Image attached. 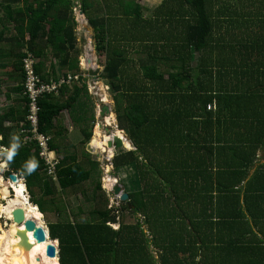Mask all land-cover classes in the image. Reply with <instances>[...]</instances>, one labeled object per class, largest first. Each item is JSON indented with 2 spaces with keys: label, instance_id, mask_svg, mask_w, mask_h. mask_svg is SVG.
Returning <instances> with one entry per match:
<instances>
[{
  "label": "trees",
  "instance_id": "obj_1",
  "mask_svg": "<svg viewBox=\"0 0 264 264\" xmlns=\"http://www.w3.org/2000/svg\"><path fill=\"white\" fill-rule=\"evenodd\" d=\"M75 1L94 31L95 50L104 55L100 77L111 93L120 129L111 135L125 134L123 141L129 140L133 147L124 149L116 138L114 146L120 149L111 159L116 175L122 169L128 173L122 182L127 199L108 206L98 180L90 192L79 190L83 204H92L84 218L82 206L70 219L61 208L63 202L55 200L57 187L82 185L98 166L88 154L84 159L75 152L60 154L54 140L62 134L55 122L59 113L68 109L74 116L73 110L82 104L90 106V112L85 109L88 123L81 129L80 143L90 140L94 105L86 94L87 101L77 100L83 85H63L60 97L46 94L38 99V131L50 136L49 146L61 155L55 170L57 185L46 174L34 142L23 144L19 134L9 140L13 127L4 122L11 118L10 111L0 113L5 174L22 177L29 201L41 213L48 207L58 216L47 227L49 237L58 240L59 264H264V178L256 185L249 180L241 188L243 169L234 165L225 170L222 160L217 170L213 166L206 170L205 139L188 140L204 130L202 122L207 119L215 124L216 133L215 141L212 136L209 140V158L212 152L230 149V144L240 145L239 140L231 141L230 127L237 134L234 126L258 134L250 140L253 148L264 142V0H172L179 3L175 11L161 8L148 20H143L137 0H116L113 9L106 4L103 15L96 14L91 0ZM73 4V0H0V42L9 43L7 50L0 49V59L10 66L4 75L17 82L12 89L22 94L24 103L17 120H24L27 112L22 93L24 47L41 58L49 46L58 51L55 57L61 68L79 71ZM171 14L180 15L174 20L180 27L172 26ZM115 18L123 20L117 27L112 26ZM166 23L168 29L158 30ZM138 33L145 38L136 39ZM121 40H137L131 53L138 54L136 73L129 72L132 57L120 47ZM199 41L202 47L195 58ZM35 71L46 79L38 64ZM191 71L193 78L198 77L195 86L188 83L193 81ZM208 103L215 108L207 110ZM13 144L17 147L8 160ZM194 151L197 155H191ZM232 151L240 152L238 146ZM31 160L38 166L29 174L25 165ZM257 174L264 177V167ZM124 211L140 216L135 222L121 221L114 229L111 224L118 223Z\"/></svg>",
  "mask_w": 264,
  "mask_h": 264
},
{
  "label": "rangeland",
  "instance_id": "obj_2",
  "mask_svg": "<svg viewBox=\"0 0 264 264\" xmlns=\"http://www.w3.org/2000/svg\"><path fill=\"white\" fill-rule=\"evenodd\" d=\"M93 1L95 2L98 0H93ZM137 2L146 9L145 13H147V14L153 12V10L156 9L161 3L166 4V5H170V4L175 3L172 0H137ZM73 3L74 4L72 6V10H73L74 19L76 21V25H75V33H76V37H77L76 48L78 50L77 51V53H78L77 58H78V64H79V71H77V73H79V74L81 73L80 80H78L76 82L80 83V84L84 83V89H85L84 94L88 95L90 100L93 101L92 103L94 105L93 109H94V116H95V118L93 120V126L91 129L92 135H91L90 140L86 143H83V144H81L80 142H77V147L75 149L76 151H73V152H77L78 157L80 159H84L88 154L89 158L91 160L98 162V166H97V169H94L92 171V175H91L90 180L83 183L82 185L80 184L79 186H76L75 188L71 187V188L64 189V190L57 187L55 200L63 202V204H61L63 206H61L59 204L58 205L61 206V208L66 209V212L68 213L70 219L73 218V216L76 212L77 206L78 207L82 206V208H84V212L82 213V218L85 217L84 215L86 214L87 209L89 207H91L92 204L89 202H86V204H83V203H85L84 198L81 195V192L79 190L81 188H84L85 190L87 189L90 192V190L92 188H94L95 183L98 180L101 183V187L106 191L107 197L109 199L108 206H111V205H112V207L117 206L118 202L122 201L119 199L120 194H117V196H114V193L112 190V183L114 184V182H117L121 186V192L122 193L125 192V190H124L125 187H124V185H122V182L126 183V179H128V173L124 169L119 170L117 175L114 173L113 166L111 165V159H112L113 154H115L118 151V149H120V148H115L114 141L116 138H119V139H121L122 147L124 149L127 150V149L132 148L131 143H129L130 141L128 142L129 145H126V143L123 141L125 136L119 135L117 133H115L114 136L111 135V140L113 142L111 147H109L108 144H106L104 142H102L103 145L100 146L101 145L100 141H103V140L99 139L100 134H101V136L104 133L110 134L113 131V129L116 127L117 123L115 120V122L112 126H106L108 124V120H106V116L104 119V116L99 115L101 105H102V103L99 102V98H101V100H102V98L106 97L105 99H107V100L104 103L110 105L111 114H113V115L115 114L113 112L114 102H113L111 93L108 90V86L105 85L104 79H102L100 77V72H101V69H102L103 63H104V55H102V54L100 55L95 50L94 40H93L94 31L91 28V26H89V24L87 22V17L83 13H81L79 3L75 0H73ZM96 14L101 15L103 13H102V11L101 12L97 11ZM1 44H2V42H0V45ZM120 47H125L126 50L130 51V52H132V49L134 48V47L128 46V44H121ZM201 47H202V42L199 41L198 45L196 47V50H195V52H196L195 54H197L199 52V49ZM5 50H7V49H5ZM137 55L138 54H136L135 56L134 55L131 56L132 59L129 62V67H128L129 72H135L136 73L138 71L139 66H138V62H137V58H138ZM59 118L61 119L62 123L65 122L66 126H69L68 121H67L66 110H63L60 112ZM114 118H115V115H114ZM103 119H104V121H106V123L103 122ZM98 123H101V124L103 123V125H101V128L98 126ZM106 127L109 128V131L106 130ZM97 130L100 132V134H95ZM62 139L63 138H59V140L61 142H62ZM2 150L3 149L0 147V156L2 155ZM107 150H111L113 153L110 157H108L109 154L106 152ZM67 151H71V148ZM59 153L64 154V152L61 150ZM0 165H2V166H0V177L4 181V179H6L8 177V175L5 174V171L7 170L6 169L7 165H6L5 161L0 163ZM51 176H53V175H51ZM55 176H56V174H55ZM17 177L19 178L18 180H22L24 182V179L22 177H19V176H17ZM56 178L52 179L55 183L57 180ZM56 185H57V183H56ZM7 189H9V194L7 195V198H2L0 196V204H4L7 202L8 199L13 198L11 189L9 187ZM25 194L27 195L28 200H29V194H28L27 189H25ZM4 199H6V200H4ZM30 206L32 208H35V207H33L32 203H30ZM71 206H72V209H71ZM41 214L42 215H41L40 221H43L46 226H47L49 221H55L56 219H58V216L56 215V213L52 212L51 209L48 207L46 208L45 214H43V213H41ZM139 216H140L139 213L132 214L130 212L124 211L122 213L121 218L118 221V223L111 224V226L114 229H116L120 225L121 221H123L124 223L135 222ZM9 223H10V221H8L4 215L0 214V226L3 229H7L6 224H9ZM150 247H151V245H150ZM153 254H154V256H156L155 251L153 252Z\"/></svg>",
  "mask_w": 264,
  "mask_h": 264
},
{
  "label": "crops",
  "instance_id": "obj_3",
  "mask_svg": "<svg viewBox=\"0 0 264 264\" xmlns=\"http://www.w3.org/2000/svg\"><path fill=\"white\" fill-rule=\"evenodd\" d=\"M91 3H92V8L95 10V12L96 11H99V12L102 11V13H104V11L106 9V6H105L106 4H110L112 9L114 8L113 6L118 5V3H116V0H111V1L110 0H108V1L98 0V1H95V2L93 0H91ZM178 4L179 3L176 2V1H175L174 4H170V5H166V4H162L161 3L156 9L153 10V12L148 13V14L145 13L146 9L142 5H140L141 6L140 11L142 13L143 20H148V18H154L155 17L154 15H155L156 11H161L160 10L161 8H162V10L171 9V11H172V10H174V9H176L178 7ZM182 5H183V8H187L188 7L186 4H182ZM101 15H103V14H101ZM171 16L174 17L173 18V22H172L173 23L172 26L179 25V27H180V21H174L176 18H180V15L179 14H171ZM190 16H191V14L189 12V14H186L184 17L187 18V17H190ZM160 21H161V17H158V23H160ZM122 22H123L122 19L115 18L114 20H112V26L113 27H117ZM110 23H111V21H110ZM143 25H145L147 28H149L150 26H153V25L148 24V23L147 24L143 23ZM153 27H154V30H155L156 29L155 26H153ZM159 27H161V28L158 29V30L162 29L164 31L167 28V23L164 24V25H159ZM127 28H125V29H127ZM140 32L143 33L144 31L141 30ZM142 33L136 34V39L145 38L144 34H142ZM126 36L128 38L130 37L128 32H126ZM26 38H27V36H26ZM76 40H77V37H76ZM125 41L128 42V46H131V47L135 48L137 40H134V41H132V40L131 41H129V40H121L120 43L121 44H127ZM76 44H77V42H76ZM129 44H131V45H129ZM8 47H9V43H7V42H2V44L0 45V49H8ZM134 48L132 49V52L135 51ZM132 52L127 51L128 56H131ZM195 53L196 52L194 51L193 54H194L195 58H197L198 53L197 54H195ZM57 54H58V51L55 52L54 49L52 50L51 47L48 46V47H45V49L43 51V55H42L41 58L40 57H36V64H38V66L40 67V69L42 71V74H44L46 76L45 80H49V79L57 80L62 75H66V74H74V73L79 74L77 72H73L72 73V72L68 71L65 67L61 68L60 65L57 64V60L58 59L55 57ZM73 56H74V54L72 55V57ZM2 60L0 59V80H3L0 83V113L6 111L7 109H8V111H10V117L11 118L6 120L4 122V124H5V126L13 127V129H11L8 132L9 133V135H8L9 140L13 141L18 136V134L21 135L20 134V129H21L22 124L25 121V119L24 120H17V119L20 116V113H21V110L23 109L24 103H22V99H21L22 98V94L21 93H17V92H15L12 89L17 82H13L11 80H7L6 76L4 75V74H6L7 71L10 70V66L3 65L4 63H2ZM192 64L195 65L196 64V60L194 62H192ZM54 75H58V77L54 78L53 77ZM79 75H81V73ZM190 75L191 76L189 77V79H192L193 81H188V83L191 86H195L196 83H195L194 79L197 80L198 77L195 76L193 78V75H195L193 71H191ZM202 78L203 77H200V79H202ZM78 80H80V79H78ZM73 84L76 85V86H82V85L84 86V83L80 84V83H77L75 81V82H72L70 84H62L59 87V89L63 85H68L69 87H71V86H73ZM184 85L187 86V82L186 81L184 82ZM59 89H58L57 93L53 94V95H56V96L60 97L61 94H59L60 93ZM84 90L85 89L83 87V89L81 91V94L77 97L78 101H80V99H83V100L87 101V98L84 97L85 96ZM99 102L102 103V104H106V103H104L101 100V98H99ZM208 104H210V106H211L210 108H207ZM208 104L206 105V109L207 110L215 108L214 103H208ZM109 107H110V105H109ZM89 108H90V106H87L86 104H82L80 109H74L73 110L74 116H70L71 110L65 109L66 113H67V121H68L69 126H66L65 122L62 123L61 119L59 118L60 113H59L58 117L56 118L55 122H56V124L60 125V127H61L60 131L62 130V134L60 136L59 135L56 136L54 140H55V143L57 144V148H59V150L63 151L64 154H70L73 151H76L75 149L77 147V142H80V140L82 139L81 129H83V127L85 125L84 122L88 123V121H84L85 114H86L85 113V109H87V111L90 112ZM110 112H111V110H110ZM94 118H95V116H94ZM202 124L205 126L204 130L201 131V132L193 134V136L189 137L188 140L191 139V138H197L198 141H202L203 139H205L207 149L204 152L205 153V157H204L205 163H204V165L206 166L205 167L206 170H209V167H211V166H213L212 167L213 170H217V162L224 160L225 163H224V165H222L223 169H225V170H226V168H227V170L228 169H232V168H234V165H237L238 168H240L241 170L242 169L244 170L245 176L241 180L239 187L244 188L245 183L247 181H249V180H251L253 182L252 184H254V185H256V182H258V181H263L264 177H262L260 174L256 175V172L264 167V142L263 143H260V142L257 143L256 144L257 145L256 148H253V144L250 141V140L257 139V137L259 136L258 134L252 133L249 130L247 132L241 127L234 126L235 130H239L240 131L237 134L230 127V131L232 133H229V137H230L231 141L239 140L240 141L239 142L240 145H237L236 143L235 144H230L229 145L231 147L230 149L223 150V153L212 152V154L210 155L211 158H209V147H208V145H209V140H210L211 136H212L213 141H215L214 140L215 137H216L215 124L213 122L207 120V119L204 122H202ZM197 134H201V135L197 136ZM59 138H63L62 142L59 140ZM0 139H1V135H0ZM247 140H249L251 143L247 142ZM222 143L223 142H220L219 144H222ZM236 146L239 147V151H240L237 154H235L232 151V149H234V150L236 149ZM70 148H71V151H67ZM4 150H6V147H4V149L2 150V159H3V151ZM53 150L56 152L58 157L59 156L61 157V155L55 149H53ZM198 151H199L198 154H201V151L200 150H198ZM75 153L78 154L77 152H75ZM204 153L202 155H204ZM195 154H196V152L194 151L191 155H195ZM218 154L220 156H218ZM213 156H216V157L213 158ZM60 157H59V159H60ZM3 161H5V160H2L1 162H3ZM245 164H247V165H245ZM6 169H7V167H6ZM259 185L260 184H258V186ZM262 185H264V184H262ZM262 185H260V186H262ZM243 198H244V196H243V193H242L240 201H244ZM55 240H57V239H55Z\"/></svg>",
  "mask_w": 264,
  "mask_h": 264
},
{
  "label": "bare ground",
  "instance_id": "obj_4",
  "mask_svg": "<svg viewBox=\"0 0 264 264\" xmlns=\"http://www.w3.org/2000/svg\"><path fill=\"white\" fill-rule=\"evenodd\" d=\"M105 98H102L103 102L107 100ZM106 120H108V124L105 125L112 126L115 122L114 115L110 114L106 116ZM104 122L106 123V121ZM117 129L118 127L116 126L111 133L113 134ZM111 133H104L101 136L100 132L98 130L96 131L95 134H100L99 139L103 140L100 141V146L103 145L102 142L108 144V140H111ZM128 142L129 140L125 141L126 145H129ZM106 152L109 154L108 157L113 154L111 150H107ZM8 187L12 191L13 198L8 199L4 204H0V214L4 215L6 219H11L12 209L16 206H19L23 209L25 219H32L40 225L42 214L36 207L32 208L30 206L28 197L25 194L26 188L23 181L18 180L13 182L11 180L7 181L6 179L3 181L0 177V196L2 198H7V195L9 194V189H7ZM6 226L7 229H3L0 226V264H57L56 256L47 258L45 254V247L43 249H40L39 247L40 245H46L47 241H49L48 238L44 242L37 243L33 240L31 232H27V241L29 242L30 246L26 249L16 245V242L19 240V237L16 236L15 233L16 225L10 222L9 224H6Z\"/></svg>",
  "mask_w": 264,
  "mask_h": 264
},
{
  "label": "built area",
  "instance_id": "obj_5",
  "mask_svg": "<svg viewBox=\"0 0 264 264\" xmlns=\"http://www.w3.org/2000/svg\"><path fill=\"white\" fill-rule=\"evenodd\" d=\"M23 52L24 55L21 59L23 69L22 93L27 99V112L25 121L20 129L21 140L23 144L34 142L37 145V152L43 161L46 174L55 179V170L59 157L53 148L49 146L50 136L38 131V99L46 94H56L62 84L75 82L80 79V75L76 73L66 74L57 80H43L35 71L36 57L26 47ZM210 107V104H208L207 108ZM0 147L4 149L3 146ZM1 161L2 155L0 156V163H2Z\"/></svg>",
  "mask_w": 264,
  "mask_h": 264
},
{
  "label": "water",
  "instance_id": "obj_6",
  "mask_svg": "<svg viewBox=\"0 0 264 264\" xmlns=\"http://www.w3.org/2000/svg\"><path fill=\"white\" fill-rule=\"evenodd\" d=\"M81 13L83 12L81 11ZM99 115L104 116V119H105V116L110 115V107L108 104L101 105ZM101 125H102L101 123H98V126L100 128H101ZM106 130L109 131V128L106 127ZM112 143H113L112 140H108L109 147L112 146ZM6 180L7 181L11 180L13 182L18 181L17 174L9 173ZM112 190H113L114 196H117V194H120V197H119L120 200L124 201L127 199L128 194L126 192H123V193L121 192V186L117 182H114V184L112 185ZM33 206H36V205H33ZM36 208L38 207L36 206ZM11 215H12L11 219H7V220L16 225L15 233H16V236L19 237V240L16 242L17 246L24 247L26 249L30 246L29 242L27 241V236H26L27 232H31L33 240L37 243L44 242L47 238L49 241L54 240L49 237L48 232L47 234H45L43 230L40 228V225L37 224L34 220L29 219V218L25 219L24 212L21 207L16 206L15 208H13L11 211ZM58 251H59L58 244L56 248H54L53 246L46 243L45 245L46 256L47 257H54V256L57 257L58 256V263H59V252Z\"/></svg>",
  "mask_w": 264,
  "mask_h": 264
},
{
  "label": "clouds",
  "instance_id": "obj_7",
  "mask_svg": "<svg viewBox=\"0 0 264 264\" xmlns=\"http://www.w3.org/2000/svg\"><path fill=\"white\" fill-rule=\"evenodd\" d=\"M103 122H104V119H103ZM102 125H103V123H102ZM117 126V125H116ZM17 147V145H15V144H13V146H12V150L11 151H9L8 153H7V159L8 160H11V158H12V156H13V154H14V151H15V148ZM0 166H2V165H0ZM38 165H37V162L35 161V160H31V161H29L26 165H25V170H26V172L27 173H31L32 171H34L35 169H36V167H37ZM10 173H13V172H10ZM16 174V173H15ZM17 176H18V174H17ZM24 183V182H23ZM24 185H25V183H24ZM112 185H113V183H112ZM25 188H26V185H25ZM27 189V188H26ZM30 202V201H29ZM31 203V202H30ZM32 205H35V204H33L32 203ZM40 228L43 230V232L45 233V234H47V232H48V227L44 224V222L43 221H40ZM49 235V234H48ZM47 243L49 244V245H51V246H53L54 248H56V246H57V244H58V241L57 240H50V241H47ZM40 247V249H43L44 247H45V245H40L39 246ZM57 264H58V256H57Z\"/></svg>",
  "mask_w": 264,
  "mask_h": 264
}]
</instances>
